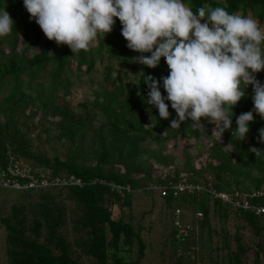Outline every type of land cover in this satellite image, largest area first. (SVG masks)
Returning a JSON list of instances; mask_svg holds the SVG:
<instances>
[{"label": "trees", "instance_id": "obj_1", "mask_svg": "<svg viewBox=\"0 0 264 264\" xmlns=\"http://www.w3.org/2000/svg\"><path fill=\"white\" fill-rule=\"evenodd\" d=\"M184 3L194 13L205 5L222 7L256 20L260 27L264 25V0ZM2 10L8 12L14 25L8 35L0 37V173L8 175L11 166L17 164L34 177L43 174L51 180L73 176L80 181L25 189L0 187V196L7 189L22 196L7 213L0 199V227L5 232L2 252L7 264H140L146 249L140 230L131 221L114 219L111 211L112 205L121 210L129 204L139 188L153 199L157 196L168 213L174 264H250L249 250L251 264H264V212L233 207L212 193L264 185V151L259 155L249 151L264 150V144L258 142V129L264 127V120L254 114L249 133L241 142L232 139L231 131H225L220 143L204 126L195 128L191 121L171 129L174 110L169 106V119L159 118L157 110L146 103L148 88L143 83L145 76L160 81L168 75L164 59L156 68L134 63L132 59L139 54L126 47L118 20L112 32L87 51L73 55L63 45L58 52L57 44L47 40L39 52L26 57L23 51L16 52V47L27 41L37 24L29 20L22 0H0ZM92 53L109 62L105 75L94 83L92 102L78 104L77 110L64 99L69 86L65 72L71 73V61L78 70L83 65L90 72ZM115 63L119 67L113 76ZM48 65L47 83L37 82L38 73ZM129 70L135 73L132 81L126 80ZM255 75L264 83V70ZM59 88L64 89L60 96L54 94ZM160 90L166 95L162 87ZM251 97L252 86L248 85L233 109L232 129L236 127L235 116L252 109ZM39 110L42 117L37 120ZM201 124L208 123L202 118ZM201 132H205L202 147L206 146L207 160L196 167L198 154L190 152L186 140H198ZM178 137L184 140L183 145L167 151V144L175 143ZM35 142L54 143L63 153L50 155ZM147 142L157 147L145 148ZM182 179L199 183L204 190L177 196L169 191L161 197L149 188L152 183ZM18 180L21 184L27 181ZM250 202L264 206V197ZM175 209L180 210L182 223L191 227L184 242L175 239ZM242 230L249 231V237Z\"/></svg>", "mask_w": 264, "mask_h": 264}, {"label": "clouds", "instance_id": "obj_2", "mask_svg": "<svg viewBox=\"0 0 264 264\" xmlns=\"http://www.w3.org/2000/svg\"><path fill=\"white\" fill-rule=\"evenodd\" d=\"M22 4L44 36L66 45L73 55L104 40L118 20L126 47L139 54L134 63L156 68L164 59L168 75L160 81L145 76L143 83L148 88L146 103L159 118L169 119V106L174 110L171 129L187 121L203 127V118L213 125L211 136L220 140L231 131L232 139L241 142L254 114L264 120V83L255 75L264 70V30L254 19L209 5L194 13L184 0H22ZM13 25L8 12L0 11V37ZM248 85L253 107L235 116L232 129L233 109ZM258 142L264 144V127L258 129ZM249 151L259 155L264 150Z\"/></svg>", "mask_w": 264, "mask_h": 264}, {"label": "rangeland", "instance_id": "obj_3", "mask_svg": "<svg viewBox=\"0 0 264 264\" xmlns=\"http://www.w3.org/2000/svg\"><path fill=\"white\" fill-rule=\"evenodd\" d=\"M3 11V10H2ZM239 14L240 13H235ZM264 30V25L260 27ZM37 35V36H36ZM21 36V34H20ZM48 39L44 36L43 32L40 30L39 26H35V30L31 31V36L28 37L26 42H19L16 47V52H24L26 57H31L33 54L39 52ZM92 48L97 45L96 41L93 42ZM63 45H57V51L62 50ZM6 47V46H5ZM7 48V47H6ZM92 59L94 62L93 68L90 72L85 71V66H81L80 70L76 67L74 61H71L70 71L71 73L65 72L68 79V88L67 94L65 95V101L70 105L71 108L77 109V105L82 102L91 103L94 98L95 84L97 81H100L105 75L106 67L108 65V60L106 58H99L96 54L92 53ZM103 57H106L104 55ZM51 65H48L43 71L39 72L37 75V82L46 84L48 80L47 72ZM119 66L115 63L112 64L113 76L115 75V70ZM128 78L126 80H133L134 71H128ZM23 79H26L27 76L23 74ZM36 81V80H35ZM64 91L63 88L55 90L54 94L60 96ZM99 114V113H98ZM101 115V114H99ZM42 117V111H37L36 118L39 120ZM97 118H100L99 116ZM96 118V120H97ZM147 125V123H146ZM205 130L212 132L213 125L202 124ZM205 132H201L200 136L196 140L191 137L187 141L189 145V150L193 155L198 154L194 161L196 167L203 165L207 160V152L205 151L206 146L202 147V144L206 141ZM213 139L218 142H223V136L220 140L215 136H211ZM184 140L182 138L177 139L175 143L169 142L166 146V150L170 151L172 149L180 148L183 145ZM36 143V142H35ZM41 146L43 150H46L48 154H58L61 155L63 150L54 143H36ZM145 148L154 149L157 147V144L154 142H147L144 144ZM42 173L44 171H41ZM45 173V172H44ZM155 180V179H153ZM21 197H18L17 192L9 191L8 189L2 193L0 199L4 207V212L7 213L12 203L17 201ZM71 208V207H69ZM112 217L114 219L122 218L124 221H131L135 229L140 230V235L144 243L146 244L145 256L142 259L140 264H174L173 259L170 257L171 246L168 238V228L170 227V219L168 213L161 205L160 199L156 196L154 199L150 195L139 188L135 191L129 201V204H126L120 208L118 205L111 206ZM242 233L245 237H249V231L242 230ZM5 232L0 227V264H7L6 257L2 252L3 239ZM69 237L72 238V234H69ZM132 257L136 255V246H134L132 252ZM248 261L252 263V250L248 251ZM87 264L89 262L86 261Z\"/></svg>", "mask_w": 264, "mask_h": 264}, {"label": "built area", "instance_id": "obj_4", "mask_svg": "<svg viewBox=\"0 0 264 264\" xmlns=\"http://www.w3.org/2000/svg\"><path fill=\"white\" fill-rule=\"evenodd\" d=\"M22 178L27 179L24 184H21L18 180ZM69 183L79 184L80 181L78 179H74L73 176H70L69 179L54 177L51 180H49L48 177L43 174H40L38 177H34L29 173V169H27L25 166L17 164L11 166L8 175L6 173H0L1 188L25 189L45 187L48 185L63 186ZM149 188L158 191L161 197H165L169 193V191H172L173 196H177L182 192L191 193L204 190V187L201 184L192 183L185 179L176 182L167 181L163 184L152 183ZM126 189L128 190L127 187ZM212 193L215 197L220 198L223 202L230 203L233 207L253 210L256 214H261L264 212L263 205H255L250 202V199L264 197V185L257 189H250L246 191L235 189L230 193ZM197 216L200 217L201 214L198 213ZM172 221L173 226L175 227V239L178 242H184L191 227L187 224L182 223L179 209L174 210Z\"/></svg>", "mask_w": 264, "mask_h": 264}]
</instances>
